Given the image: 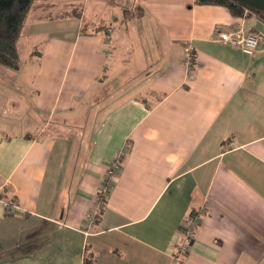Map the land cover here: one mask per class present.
Segmentation results:
<instances>
[{
    "label": "crops",
    "instance_id": "0c3cea01",
    "mask_svg": "<svg viewBox=\"0 0 264 264\" xmlns=\"http://www.w3.org/2000/svg\"><path fill=\"white\" fill-rule=\"evenodd\" d=\"M238 22L260 38L252 56L213 36ZM17 48L28 59L0 82L26 80L30 109L15 93L0 114V264H264L261 19L195 0H51Z\"/></svg>",
    "mask_w": 264,
    "mask_h": 264
},
{
    "label": "trees",
    "instance_id": "16d2710c",
    "mask_svg": "<svg viewBox=\"0 0 264 264\" xmlns=\"http://www.w3.org/2000/svg\"><path fill=\"white\" fill-rule=\"evenodd\" d=\"M34 3V0H0V66L18 69L17 41ZM195 3L223 6L236 17L254 14L264 23V0H195ZM99 200L104 201L100 191ZM7 201L14 203L13 198ZM84 264H92V259H85Z\"/></svg>",
    "mask_w": 264,
    "mask_h": 264
},
{
    "label": "built area",
    "instance_id": "2783aa9c",
    "mask_svg": "<svg viewBox=\"0 0 264 264\" xmlns=\"http://www.w3.org/2000/svg\"><path fill=\"white\" fill-rule=\"evenodd\" d=\"M213 36L215 39L222 43H226L231 47L239 48L244 54L252 56L254 55L260 45V38L257 34H254L250 31H247L242 22L236 23L230 30L223 31L220 28H215L213 32ZM193 58L192 55H188V61H191ZM120 160L116 158L112 162L109 163L106 170V177L99 189L101 194L105 195L108 192L111 184V178L117 173L120 169ZM3 208L7 213H15L18 209V205L15 203H11L7 200H2ZM93 215H91V218ZM195 218V219H194ZM191 218L187 223L184 224L183 227V235L181 244L179 246L178 252L179 254H184L189 245V241L191 239L193 233V226L196 223V217Z\"/></svg>",
    "mask_w": 264,
    "mask_h": 264
},
{
    "label": "rangeland",
    "instance_id": "374dc122",
    "mask_svg": "<svg viewBox=\"0 0 264 264\" xmlns=\"http://www.w3.org/2000/svg\"><path fill=\"white\" fill-rule=\"evenodd\" d=\"M56 1L57 2H60V4L67 3V0H56ZM34 2L35 3H39V2L43 3L44 2V3H48L49 4V3H51V0H34ZM58 10H59L58 8H56V9H50V10L49 9H46L45 12H52V11L54 12V11H58ZM52 16H54V15H52ZM110 24L113 25L112 22ZM32 44L33 43H31V45ZM31 45H30V47H32ZM27 55H28V53H25L24 51L21 50L20 51V56H19V63H22L23 64V62H25L28 59L27 58ZM129 72L131 73L130 70H129ZM123 74H124V72H123ZM118 78H119L118 81H120V82L122 81V83H127V81L130 78V76L119 74L117 77H115V80H117ZM26 85H27V81L26 80H24V79H21L20 80V79L15 78V80L13 79V81L11 82V86H9V87H12V88H9L8 89L7 87L4 86V84H2L0 82V114H2L3 116H6V115H11V114L14 113L13 110L10 111V114L8 113V109L9 108H7V107H9V105H11V102L12 101L6 104V100L9 101L11 98H13L12 96H14L15 93H18L16 95L17 96H21V98H23V100H25L24 101V107L30 109V107H29V104L30 103H29V101L27 102V100H26L27 99V97H26L27 95L25 93L26 92L25 91ZM117 87H119V85ZM126 87L128 88L129 86L127 85ZM23 100L21 99L20 101H23ZM5 106H7V107H5ZM25 108H24V112H22L23 113L22 116H24L25 113L28 116V112L29 111L28 110H25ZM29 114H30V112H29ZM71 127L72 126L70 125L69 128H71ZM77 163H78V161H77ZM69 174H70V172L67 174V176ZM192 218H194V217H192Z\"/></svg>",
    "mask_w": 264,
    "mask_h": 264
}]
</instances>
